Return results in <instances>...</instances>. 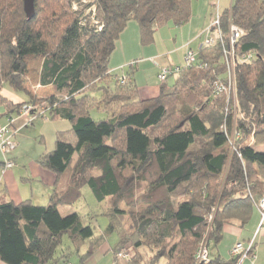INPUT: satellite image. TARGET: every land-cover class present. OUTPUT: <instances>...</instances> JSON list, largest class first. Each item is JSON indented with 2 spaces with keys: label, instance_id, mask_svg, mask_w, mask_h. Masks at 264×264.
Segmentation results:
<instances>
[{
  "label": "trees",
  "instance_id": "16d2710c",
  "mask_svg": "<svg viewBox=\"0 0 264 264\" xmlns=\"http://www.w3.org/2000/svg\"><path fill=\"white\" fill-rule=\"evenodd\" d=\"M75 1L35 0V16L28 20L23 0H0V92L4 86L25 91L26 84L53 88L51 97L30 95L21 104L0 93V120L7 124L31 105L35 117L70 124L56 133L54 150L38 159L58 183L66 179L65 188H56L46 205L0 203V261L71 264L76 255L78 264H86L117 233L116 254L134 252L129 264H238L234 256L198 263L195 254L203 242L219 245L226 226L244 230L256 211L260 215L264 0H233L219 13L224 42L236 25L244 31L236 53L255 55L237 65L235 114L224 95H215L214 83L226 76L220 40L196 52L202 68L183 63L172 92L162 86L153 99H140L136 65L125 76L110 71L129 22L137 23L141 45L152 46L161 28L191 22L193 0H92L98 22L74 10ZM92 110L106 118L94 120ZM234 132L239 139L232 151ZM86 186L109 221L101 235L79 214L59 211L74 207ZM64 238L70 246L57 256Z\"/></svg>",
  "mask_w": 264,
  "mask_h": 264
},
{
  "label": "crops",
  "instance_id": "0c3cea01",
  "mask_svg": "<svg viewBox=\"0 0 264 264\" xmlns=\"http://www.w3.org/2000/svg\"><path fill=\"white\" fill-rule=\"evenodd\" d=\"M216 10L218 13H220V8H217ZM214 20L209 21V23L212 24ZM206 21L207 18L204 17L203 22L206 23ZM193 22L194 17L188 25V31H185L186 29L185 27L183 28V26L176 27V29H174L172 27L173 25H168L167 27H165V29L158 30L155 37V43L149 47H143L141 45L137 23L134 21L129 22L125 31L122 33L120 40L117 42L116 49L110 59V71L116 76H125L127 74V71L129 70V64L136 62L137 64L133 78L136 85L138 86L140 99L148 100L158 97L161 87L165 85H161L159 80L155 81L153 79H145V81L142 83L140 82V76L147 68V62H152L160 72L161 65L158 64L157 58H162L169 64L173 63L172 60H169L173 52H171L172 50H169V48L166 46V42L170 39L173 40L174 38V42L176 43V38L178 37L175 38V35L178 32H180L182 37L187 36L189 40L187 43H184L183 46L175 51L176 58L179 53L182 54L181 56H179L181 65H183L184 63V56L186 52L188 50H192V44L197 45V52L200 50L203 41L201 35H199V32L197 33L198 30L195 31ZM211 24L209 26H211ZM163 30H166V32H168L166 38L161 36ZM158 36L162 38H159ZM162 42L164 45H162ZM165 57L167 58V60H165ZM125 67L127 68L126 71ZM120 71H122V73H120ZM159 84L161 85V87L159 86ZM24 87L26 91L24 92L26 93V95L28 94V97L22 92L18 94L14 91H11L12 89L6 86L3 87L0 93L3 97L13 102L14 104H21L29 101L30 95L36 96L37 98H44V96L53 94L52 86L31 87L29 84H26ZM4 113L5 109L3 107H0V116ZM24 119L25 117L23 116H19L15 119L14 127L17 132L22 128L24 124L22 123V120ZM6 120L7 119L4 118L0 120V123L5 124ZM33 121L35 122L36 120ZM56 122L62 123L66 122V120L59 119ZM63 124L65 125L66 123ZM67 127L68 125L66 126V129L70 128ZM22 130L18 132L19 134H15V141L18 145V148H16L13 153L6 157L0 155V203L14 202L16 204H19L26 200H30L35 205H46L48 204L56 188H65L66 179L62 178L58 183L57 177L54 174L47 170H44L38 164L39 157L47 151L43 147H38L34 150H27L24 146L26 141L24 140V137L20 135L23 132ZM59 131L65 130L55 129L54 135L56 136V133ZM262 148H264V146L256 148L258 155L257 162L260 164L264 162V153L262 155L260 154ZM6 159H12L15 162V166L3 173L2 167ZM59 211L62 216H66L71 211V209L60 208ZM250 240L255 241V248L251 258L246 260L244 264H264V257L261 256L262 247L259 246L264 242V228L260 229V215L258 211L255 212L252 221L244 230H241L236 226H226L224 229V238L222 242L219 245H215V248L211 249V252L208 249V258L210 261L217 258L229 260L231 258V252L233 248L238 243L247 244ZM115 249L116 246L113 248L104 245L102 250L100 249L92 258L87 261L86 264H129V259L119 257L116 254ZM111 252H113V255H111ZM103 255H105V257ZM0 264L5 263L0 261Z\"/></svg>",
  "mask_w": 264,
  "mask_h": 264
},
{
  "label": "rangeland",
  "instance_id": "374dc122",
  "mask_svg": "<svg viewBox=\"0 0 264 264\" xmlns=\"http://www.w3.org/2000/svg\"><path fill=\"white\" fill-rule=\"evenodd\" d=\"M78 1V2H77ZM77 2V3H76ZM233 2V0H193L192 2V10H193V17H194V29L195 31H197V33L199 32V35H201L202 37V41H204L206 39V37H209L207 34V30L210 27L209 25L211 23H209V21L214 20V18L217 16V8H220V12H224L225 10L229 9L231 7V3ZM95 3V0H94ZM91 5L90 9H83V6H89ZM73 9L74 10H79L81 11V16L83 17H87L91 15V19L93 22L96 21L98 22V18L95 16V4H93L92 0H76L75 3L73 4ZM192 17V18H193ZM204 17L207 18L206 23H204ZM213 18V19H212ZM215 21V20H214ZM213 21V23H214ZM190 23V22H189ZM189 23L187 25H184L183 28L185 27V31H188L189 29ZM212 23V24H213ZM174 29H176V26H172ZM182 27V26H181ZM161 29H165L161 28ZM168 35V32H166V30L162 31L161 36L166 38V36ZM210 37L215 38L216 34L214 32H212L211 34H209ZM159 37V36H158ZM159 37V38H162ZM178 37V38H176ZM176 43L174 42V38L173 40H169L166 42V46L169 48V50H172L171 52L172 55L169 58V60H172V64H169L167 61L165 62L162 58L159 59L157 58V62L158 64L161 65V68L163 67H172L175 68L177 66H182L181 65V60L179 59V56H181L182 54L179 53L177 58H176V53L175 51L180 48L181 46H183L184 43H187L189 40L186 37H182L180 32H178L175 35ZM160 45V44H158ZM162 45L163 42H162ZM157 47V46H156ZM159 47V46H158ZM197 45L192 44V51L197 52L196 50ZM159 49V48H157ZM189 51V50H188ZM168 58V56H167ZM167 58L165 57V60H167ZM147 68L145 69V71H143V74L140 76V82H144L145 79H153L155 81L159 80L158 76H159V70L157 69V67L151 62H147ZM127 70V68L125 67V71ZM124 71V70H123ZM115 72V71H114ZM120 73H122V71H120ZM175 75H172L170 77H168L167 82L162 83L160 82L161 85H165V90L167 93H171L173 88V84L175 82ZM141 83V84H142ZM114 84V83H113ZM159 84V86L161 87V85ZM32 90V88H31ZM13 91V90H11ZM18 94H20V92H22L23 94L26 95V93L24 91H14ZM28 97V94L26 95ZM92 96H94V93H92ZM51 97V95H47L44 96V98H37V99H47ZM38 112H41V109L38 110ZM91 117L98 121V120H103L106 118V115L96 111V110H92L91 111ZM34 120H36L35 122L32 120L31 123L28 122L27 118H25L24 120H22L24 123L22 128L18 130V132H20V130H22L23 132L20 134L22 137H24V140L26 141V143L24 144L25 148L28 149H36L38 147H43L45 148V150L47 152H50L52 150H54L55 148V135H54V131L55 129H59V130H67L66 126L68 125L67 128H69L70 124L68 121L66 122H55L52 123V121H50L46 116H41V117H35L34 116ZM63 123H66L65 125ZM16 131V134H19ZM43 134V135H41ZM19 135V136H20ZM18 148V146H17ZM16 150V149H15ZM264 153V148H262V150L260 151V154L262 155ZM71 211L68 214H72V213H77L80 215V217L82 218L83 222L87 225H91L92 227L95 228V234L97 235H101L103 234V232H105L107 226H108V219L107 217L104 215V205L101 203H98L97 200L95 199L93 193L91 192L89 187H84L82 190V198L81 200L72 208H70ZM119 235L117 233L115 234H111L107 236V241L105 243V246H110V247H115L118 242H119ZM259 242V241H258ZM260 244V243H259ZM70 246V242L67 238H64L63 240V245L62 247H60L57 251V256H59L64 250H66L68 247ZM262 247V252H261V256L264 257V242L259 245ZM103 248V247H102ZM101 248V250H102ZM215 248V244L211 243L208 246V249L211 252V249ZM128 253H130V255L132 256V254L134 253L133 250H130ZM101 255V254H100ZM111 255H113V252H111ZM105 257V255H103ZM97 259V258H95ZM96 261V260H94ZM79 262V258L78 256L74 255L73 257H71L70 259V263L71 264H78ZM95 263V262H94ZM57 264H63L61 262H58ZM160 264H165L164 261H162Z\"/></svg>",
  "mask_w": 264,
  "mask_h": 264
},
{
  "label": "built area",
  "instance_id": "2783aa9c",
  "mask_svg": "<svg viewBox=\"0 0 264 264\" xmlns=\"http://www.w3.org/2000/svg\"><path fill=\"white\" fill-rule=\"evenodd\" d=\"M95 12V9H94ZM220 17L219 13H217V16L215 18V21L206 31L209 37H206V39L203 41V44L201 45V48L205 47H212L216 44L218 40L223 44V60L226 70V76L224 80H218L214 83V90L215 95H224L227 99V105L228 110L232 113H236L238 111V99H237V80H236V69L237 65L245 64L253 61L255 59V55L253 54H247L243 56H239L236 53V44L241 39V37L244 34V31L239 28L236 25L230 26L229 31V40L227 43L224 42V39L222 37L221 31H220ZM213 28H217L216 31V37H210L209 34H211L213 31ZM137 63L133 62L129 64V67H134ZM197 65L199 68H202L201 64H198L197 62V54L196 52L189 50L186 52L184 56V66H193ZM180 66H177L175 68L172 67H163L160 68V73L158 76V79L160 82L165 83L168 80V77L177 74L180 71ZM121 82H125V77H122ZM34 107L31 105H25L21 110V116L27 118L28 122L31 123L32 120H34L33 116ZM15 119L8 120L7 124L2 125L0 124V155L6 157L13 153L15 149L17 148V143L15 141V134L16 129L14 127ZM223 130L226 131V126L222 127ZM15 129V130H14ZM239 139V134L234 132L232 134V137L229 139L228 146L232 151L235 150V141ZM15 166V163L12 160L6 159L4 167L2 168V172H6L10 169H12ZM258 209L260 211L261 215V222H260V229L264 228V198L260 201ZM254 250V240L249 242L246 246L243 244H237L232 252L231 256L238 257L239 263L238 264H244L246 260L251 258L253 255ZM130 253H124L120 255V257H123L125 259L130 258ZM195 259L198 263H207L209 261L208 258V248L206 246V243H201L198 251L195 254Z\"/></svg>",
  "mask_w": 264,
  "mask_h": 264
},
{
  "label": "water",
  "instance_id": "95a60500",
  "mask_svg": "<svg viewBox=\"0 0 264 264\" xmlns=\"http://www.w3.org/2000/svg\"><path fill=\"white\" fill-rule=\"evenodd\" d=\"M24 12L28 20H32L35 16V0H23Z\"/></svg>",
  "mask_w": 264,
  "mask_h": 264
}]
</instances>
